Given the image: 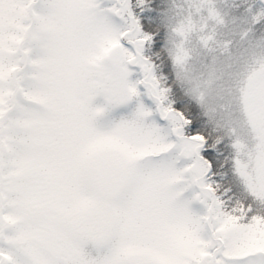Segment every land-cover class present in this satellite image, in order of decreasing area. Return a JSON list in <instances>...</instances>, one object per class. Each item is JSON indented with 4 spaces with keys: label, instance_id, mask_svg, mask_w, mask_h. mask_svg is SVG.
Here are the masks:
<instances>
[{
    "label": "snow or ice",
    "instance_id": "6c2138e0",
    "mask_svg": "<svg viewBox=\"0 0 264 264\" xmlns=\"http://www.w3.org/2000/svg\"><path fill=\"white\" fill-rule=\"evenodd\" d=\"M0 264H264V0H0Z\"/></svg>",
    "mask_w": 264,
    "mask_h": 264
}]
</instances>
